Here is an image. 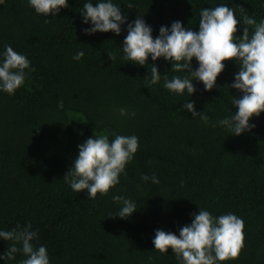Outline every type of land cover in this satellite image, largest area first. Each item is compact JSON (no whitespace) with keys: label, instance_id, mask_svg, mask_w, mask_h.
Listing matches in <instances>:
<instances>
[{"label":"trees","instance_id":"trees-1","mask_svg":"<svg viewBox=\"0 0 264 264\" xmlns=\"http://www.w3.org/2000/svg\"><path fill=\"white\" fill-rule=\"evenodd\" d=\"M68 0L56 17L39 15L28 0L0 3V61L5 45L25 55L32 71L15 94L0 92V230L32 224L47 249L50 264H178L171 249L161 254L152 240L162 229L179 236L199 208L214 217L234 214L244 222V247L236 260L224 264H264V113L253 117L251 132L234 136L218 121L238 111L231 101L242 93L228 86L239 71L226 61L216 87L188 96L164 88L165 77L184 76L171 71L163 58L144 67L123 59V41L114 33L85 35L80 11L84 3ZM128 22L143 16L153 29L182 22L199 31L200 11L220 4L232 8L243 35V14L264 20V0H112ZM131 2L134 7L129 9ZM48 23H45V20ZM253 28L249 27V34ZM78 51L85 55L73 59ZM107 53L115 56L112 62ZM155 63L161 79L151 84ZM193 70L199 67L195 58ZM27 71V70H26ZM148 76L147 79L145 77ZM63 100V108L58 102ZM205 112L209 123L182 109L187 101ZM127 110L121 116L120 109ZM213 124H216L213 127ZM135 135L139 148L107 195L88 199L74 192L64 176L88 138ZM155 175L159 183L142 175ZM132 200L137 211L127 219L107 218L121 205L112 197ZM0 239V256L8 245ZM0 259V264H19Z\"/></svg>","mask_w":264,"mask_h":264},{"label":"clouds","instance_id":"clouds-1","mask_svg":"<svg viewBox=\"0 0 264 264\" xmlns=\"http://www.w3.org/2000/svg\"><path fill=\"white\" fill-rule=\"evenodd\" d=\"M3 2L0 0V3ZM28 4L37 14L45 17H56L61 9L69 6L68 0H28ZM127 7L132 9L134 5L129 2ZM240 10L244 25L241 37H237L241 21L226 4L201 9L199 31L186 29L182 22L174 21L170 28L161 26L155 38L152 27L143 16L138 15L129 23L128 17L112 0L84 3L80 15L85 25L91 23V27L83 29L85 35L112 32L120 36L122 26L127 24L122 48L125 54L123 59L129 63L144 67L149 57L153 62L163 58L171 63V71L186 72L187 75L173 76L170 80L164 75V88L178 95L186 91L189 97L192 96L197 91L194 81L202 83L205 91H212L218 76L224 71V62L235 61L239 71L234 83L228 87L242 93L231 101L238 111L235 115L219 120L218 124L234 136H240L255 128V124L249 123L253 117L264 113V20L257 23L256 19L246 14L244 8ZM48 22L46 19L45 23ZM249 27L253 28L251 36ZM4 48L3 60L0 61V92L13 95L35 69L31 68V62L25 55L16 52L10 45ZM107 54L113 62L115 56ZM84 55L83 51H78L73 59L79 61ZM194 58L199 65L195 70L192 66ZM150 67V83L156 84L161 75L155 63ZM57 106L62 109L63 100ZM182 109H186L194 118L199 116L205 125L209 123L205 112L195 110L194 102L188 100ZM119 111L121 116L127 115L126 109L121 108ZM138 148L139 139L135 135H115L111 141L107 135L88 138L78 146V156L63 179L74 192L87 191L88 199H95L98 193L107 195L110 189L120 183L121 174L127 175L126 166ZM141 179L159 183L154 174L151 178L142 175ZM112 199L121 207L118 213L110 214L107 218L127 219L137 211L136 204L130 199L120 195ZM243 230L244 222L238 216L229 213L214 217L209 211L199 208L198 213L193 214L191 224L180 228L179 236L158 229L152 243L155 251L161 254L171 249L178 264H224L238 259L244 247ZM0 239L11 242L0 259L15 260L16 254L20 253L25 258L19 264H50L46 247L33 243L39 236L38 231L32 230L31 222L23 226L18 224L9 231L0 230Z\"/></svg>","mask_w":264,"mask_h":264}]
</instances>
